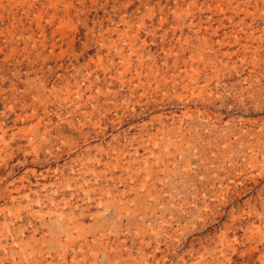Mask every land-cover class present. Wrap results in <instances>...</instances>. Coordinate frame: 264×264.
I'll use <instances>...</instances> for the list:
<instances>
[{"label": "rangeland", "instance_id": "obj_1", "mask_svg": "<svg viewBox=\"0 0 264 264\" xmlns=\"http://www.w3.org/2000/svg\"><path fill=\"white\" fill-rule=\"evenodd\" d=\"M0 264H264V0H0Z\"/></svg>", "mask_w": 264, "mask_h": 264}]
</instances>
